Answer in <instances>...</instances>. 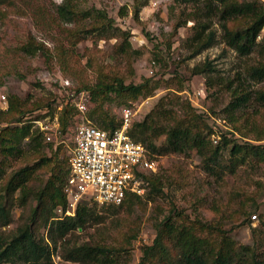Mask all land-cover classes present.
<instances>
[{"label": "trees", "instance_id": "obj_1", "mask_svg": "<svg viewBox=\"0 0 264 264\" xmlns=\"http://www.w3.org/2000/svg\"><path fill=\"white\" fill-rule=\"evenodd\" d=\"M18 2L31 10L36 25L49 32L57 31L60 35L55 48L51 49L30 34L21 50L30 55L42 52L48 67L56 59L66 77L67 73H74L83 78L87 68L94 72L95 84L80 80L79 86L71 87L77 93H90L95 104L88 111L87 118L93 123L110 131L120 126V120L106 109L107 102L114 94L130 101L153 95L155 88L151 85L152 79L139 84L127 82L135 74L134 55L139 51L130 40L131 32L116 28L106 10L96 7L82 9L74 0L56 5L55 10L40 0H0V17L7 15L4 5L15 6ZM140 5L137 3L134 6L136 20L140 19ZM214 18L218 19L224 32L223 39L230 47L243 55L258 51L260 58L249 66L248 73L252 79L264 81V39L258 40L264 29V5L260 0H206L203 5H197L189 18L194 21L191 37L194 54L214 43ZM181 25L178 22L175 29ZM113 38L117 39L113 53L125 61L126 71L121 65L107 62V52L98 46L88 50L87 63L83 65L82 57L76 50L79 43L87 39L98 41ZM209 70V63L197 65L193 68V74ZM230 92L232 101L226 109L229 118H223L224 124H217L213 119L219 117L214 109L196 106L190 99L184 103V113L180 115L177 110L168 107L166 98L162 97L142 120L134 123L130 134L136 141L144 143L157 158L196 150L203 168L221 179H225L226 173L223 166L218 164V157L224 150H228L234 160L227 167L232 174L239 165L249 161L264 163V85L256 92L250 109H243L252 99L247 90L240 89L238 84L230 88ZM60 100L64 103L59 118L61 132H66L80 111L64 94L46 104H29L18 95L9 94L8 107L1 111V120L6 123L0 130V191H5V196L0 195V198H6L5 201L0 200V215L4 218V224L11 221L8 198L17 191L20 193L17 199L22 205H26L31 198L37 204L30 208L28 221L19 227V233L10 241L0 243V263L54 264L53 254L61 247L64 259L78 264H118L122 252L131 249L132 241L138 235L140 221L139 218L132 220L131 214L137 209L146 211L147 204L163 191L167 178L160 172L146 175L144 195L129 193L121 204L110 203L100 207L96 201L90 203L82 200L74 216L57 218L55 209L59 206L65 209L68 204L64 186L70 174V162L68 159L59 160L61 145L54 148V144H51V156L44 153L46 138L33 126L32 120L41 117L39 113L42 111L51 112ZM214 135L220 137L218 143H214ZM162 137L165 139L161 140ZM25 139L27 147L22 145ZM12 158H24L27 163H34L20 167L7 180L6 169ZM39 170H47L50 175L42 185L33 187ZM240 201L242 205L245 203L242 209L245 212L247 204L255 202L256 197L247 195ZM212 204L215 217L209 221L199 214L193 217L174 207L171 214L156 224V236L151 244L143 247L141 263L264 264V257L252 251L250 246L238 244L225 228L223 219L228 206L216 202ZM121 210L130 217L117 245H71L66 242L67 237L73 236L79 229L105 224ZM252 215L258 217L256 213ZM252 215H249V219ZM44 226L48 227L47 236L41 233Z\"/></svg>", "mask_w": 264, "mask_h": 264}, {"label": "rangeland", "instance_id": "obj_2", "mask_svg": "<svg viewBox=\"0 0 264 264\" xmlns=\"http://www.w3.org/2000/svg\"><path fill=\"white\" fill-rule=\"evenodd\" d=\"M40 1L55 10L56 5L66 0ZM74 2L82 9L96 7L106 10L109 17L114 20L116 28L131 32L130 40L139 53L134 55L135 74L127 82L139 84L148 78L152 79L151 85L155 88L152 96L130 101L122 96L112 95L106 109L118 119L123 106L137 103L142 106L137 116V121H140L162 97L166 98L168 107L182 115L184 103L194 98L196 92L201 91L202 96L198 99V104L209 110L214 109L222 120L223 118L228 120L229 112L226 109L232 101L230 88H235L239 84L240 89L244 88L250 93L252 99L243 107L250 109L256 92L264 85V81L254 80L248 73L249 66L260 58L258 51L243 55L230 47L223 39L224 32L217 18L213 19L212 24L215 32L214 43L198 54L193 53L191 37L194 21L189 18L193 15L195 7L203 5L206 0H74ZM260 2L264 5V0ZM137 3L141 4L139 20L134 17V6ZM3 9L7 15L0 17V130L6 125L1 120V111L8 107L2 102V94H5L7 99L9 94H16L29 104L33 102L46 104L65 94L60 84L53 82L48 75L57 72L63 75L57 60L54 59L51 67H48L42 52L30 55L21 50L30 34L51 49L55 48L60 35L57 31L49 32L36 25L31 10L25 9L20 2L15 6L4 5ZM178 22L182 25L176 30L175 25ZM110 30L112 33L113 30ZM263 33L264 29L262 37L258 38L259 41L264 39ZM116 42V38L98 41L87 39L79 43L76 50L85 65L88 50L98 46L107 52L105 56L107 62L121 65L126 71L125 61L113 53ZM206 63L210 64L211 70L193 74L195 66ZM66 75L74 87L79 86L80 80H85L91 85L96 82L94 72L90 68H87L83 78L74 73ZM94 104L92 102L90 109ZM54 106L56 107V103ZM54 111L56 108L51 109L52 116ZM39 114L44 117L43 111ZM75 124L76 120L66 132H61L55 141L44 139V153L47 156H51V144H54V148L61 145L60 161L70 159ZM164 139L165 137L161 138ZM22 145L27 147V139ZM159 161V172L167 178L165 186L159 195H155V200L147 204L146 211L137 209L131 217L129 216L132 220L139 218L138 235L132 241L131 249L122 252L118 264H142L143 247L153 242L156 224L171 214L174 207L184 210L193 217L199 214L209 221L215 217L212 210L213 202L228 206L223 220L230 236L238 244L250 246L252 251L264 257V163L249 161L239 165L235 174H232L227 167L232 165L234 160L228 150H224L218 157V164L223 166L226 173L225 179H221L203 168L202 159L196 150L186 154L160 157ZM9 163L5 174L7 180L17 169L34 162L27 163L24 158H12ZM49 175L47 170H39L32 186L42 185ZM19 194L17 191L13 197L8 198L7 206L8 208L10 206L11 221L4 224V218L0 215V243L10 241L19 233V227L28 221L30 208L37 204L36 200L31 198L26 205H22L17 199ZM0 195L5 196V191L1 190ZM247 195H254L256 201L247 204L243 212L245 203L242 205L240 200ZM0 200L5 201L6 198ZM84 200L95 202L90 198ZM103 205L98 203L99 207ZM255 213L258 217L254 219L251 216L249 219V215ZM55 214L57 217L56 209ZM125 215V211L121 210L105 224L79 229L73 236H68L66 242L71 245L76 243L117 245L127 228L129 217ZM254 229L256 231L253 233ZM47 232L48 227L44 226L41 233L47 236ZM63 251V248L59 247L53 254L54 264H78L65 260Z\"/></svg>", "mask_w": 264, "mask_h": 264}, {"label": "built area", "instance_id": "obj_3", "mask_svg": "<svg viewBox=\"0 0 264 264\" xmlns=\"http://www.w3.org/2000/svg\"><path fill=\"white\" fill-rule=\"evenodd\" d=\"M48 75L53 82L60 84L65 90L64 96L80 111L74 119L70 174L64 186L68 204L65 209L62 206L56 209L57 218L74 216L78 204L87 198L100 204H121L129 193L144 195L147 186L145 176L159 172L160 158L154 157L144 143L136 141L130 134L142 106L137 103L123 106L120 126L110 131L87 118L92 104L89 92L71 90L72 82L60 72ZM201 96L202 92L198 91L190 99L194 105L202 107L198 104ZM1 98L7 107V96L2 94ZM63 106L60 100L53 116L50 111H44L43 118L32 120L33 126L43 133L47 141H55L61 134L59 118ZM213 119L217 124H224L221 117ZM219 139L218 135L213 136L214 143H218ZM252 217L257 218L256 215Z\"/></svg>", "mask_w": 264, "mask_h": 264}]
</instances>
